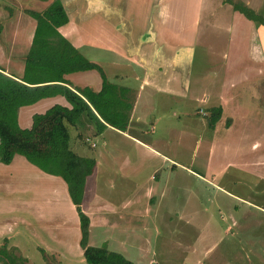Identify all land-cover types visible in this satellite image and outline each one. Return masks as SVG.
<instances>
[{
  "label": "crops",
  "instance_id": "crops-1",
  "mask_svg": "<svg viewBox=\"0 0 264 264\" xmlns=\"http://www.w3.org/2000/svg\"><path fill=\"white\" fill-rule=\"evenodd\" d=\"M50 1L0 0V68L4 73L20 77L23 72V61L30 53L35 19L25 13L24 9L39 12L45 9ZM237 1L247 4L255 13L264 17V0ZM60 2L66 14V21L56 27L57 32L75 50L80 62H90L97 66L63 72L62 77L67 80V86L73 90L86 87L94 91L99 90L102 73L107 81L126 88L125 98L132 103L127 124L123 129L106 124L97 132L90 123H87V127L78 136L82 127L67 124L71 132L69 146L76 147L71 150L78 155L94 159L91 172L85 176L80 208L87 214L89 226L91 223L101 226L119 225L118 222L138 224L132 217L148 212V209L145 212L140 211L139 204L151 198L152 184L141 190L138 186L134 187L131 194H125L124 199L120 198L117 201L99 194L95 181L98 157H102L106 162L109 161L107 157L109 154L114 157L112 154L114 143L110 142V138L115 134L120 139L130 141L131 147V150H127L126 147L118 150L119 164L116 168L121 174L130 172L133 177L143 168L150 170L148 167L151 166L148 175L154 180L153 178H157L155 176L159 168L166 161L171 163V168L176 165L186 167L159 149L162 145L165 149L176 148L175 143L186 133H181L174 125H168L169 122L157 128L156 121L164 113L156 114L154 110L160 108L168 110L170 104H161L165 100L188 98L193 69H196L195 74L204 70L208 53H221L222 58L228 60L226 46L230 40L235 47L238 45L245 47L244 54L247 55L248 61L250 58L257 62L262 60L264 63V23L247 18L237 9L234 10L230 4L222 5L217 0H60ZM217 7H220V10H217ZM219 11L229 14L222 17L224 19L222 25L218 23L219 18L216 17ZM219 28L225 29L230 37H227L225 47L217 50ZM238 38L242 40L238 43L232 41ZM82 46L88 47L87 53L82 54L83 57L78 53L79 50L82 51ZM209 46L214 47L210 50ZM235 47L232 54L239 53ZM241 56L237 57L238 60ZM230 64L234 65V62L231 61ZM261 73H264V69ZM243 75L240 74L237 78ZM217 85L219 86V83ZM225 86H231V82L227 84L223 79L222 87ZM211 91L210 87L199 89L195 97L202 102L209 101ZM219 94L221 112L213 125L209 126L206 118L209 108L215 105L203 107L204 111H201L203 117L199 119L200 124H206L214 133L224 136L234 130L236 132L240 126L248 123L245 118L238 121L233 118L229 114V108L225 107L227 106L225 97L221 92ZM53 103L69 106L60 94L19 106L18 124L28 126L33 112L42 113ZM225 111L228 114H225ZM171 112L177 114L174 109ZM167 113L169 112L166 111L165 114ZM204 113L207 116L204 117ZM249 123L253 124L250 120ZM171 132L176 134V142L167 144L166 136ZM214 133L208 146L209 154L216 145ZM158 141L163 143L155 145ZM98 144L100 147L95 148ZM254 147L256 145H251V148ZM208 160L206 155V165ZM228 166L231 164L226 163L221 167ZM0 167V213L11 215L1 220L4 231H1L0 227V240L5 238L8 246H18L9 241L18 224L23 238L28 240V244L25 242L23 244L35 251L39 252L38 249L44 251L58 264L66 261L71 264H91L84 260L78 246V217L64 181L57 175L43 173L19 154H13L9 163L0 162ZM256 169L253 174L259 177L264 175L263 167ZM214 175L216 179V174ZM51 222L54 223L53 227L45 224ZM20 252L21 256L26 258L27 264H45L42 259L40 261V256L30 263L29 256L21 249Z\"/></svg>",
  "mask_w": 264,
  "mask_h": 264
},
{
  "label": "rangeland",
  "instance_id": "rangeland-1",
  "mask_svg": "<svg viewBox=\"0 0 264 264\" xmlns=\"http://www.w3.org/2000/svg\"><path fill=\"white\" fill-rule=\"evenodd\" d=\"M217 1L222 5L234 2ZM242 4L249 8L247 4ZM216 9L220 10V7ZM216 15L222 25V17L229 14L219 11ZM227 37L230 35L225 29L219 28L217 50L225 47ZM241 40L232 41L238 43ZM235 46L231 40L226 46L228 60L223 59L221 53H208L204 70L195 74L196 69H193L188 98L165 100L161 104H170L168 110H154L156 114L164 113L156 121L157 128L169 122L168 125L186 133L177 142L174 132L166 136L168 141L164 140L167 144L176 142V148L159 146L160 151L186 167L176 165L171 168V163L166 161L154 180L148 175L151 166L148 167L150 170L143 168L134 178L130 172L121 174L116 168L119 164L118 150L121 147L131 150L130 141L115 134L110 138V142L114 143V157L109 154L108 162L98 157L95 177L98 193L117 201L124 199L125 194H131L134 187L138 186L141 190L152 184V199L139 204L140 211L148 209V212L132 217L138 224L118 222L119 225L101 226L91 223L89 244L118 251L137 264H264V175L253 174L254 169L264 168V73H261L264 63L250 58L248 61L245 47ZM209 47L211 50L214 46ZM234 47L239 53L232 54ZM87 49V46H82L79 55L83 57ZM239 55L242 56L238 60ZM231 61L234 65L230 64ZM240 74L244 75L237 78ZM223 79L227 84L231 82V86L223 88ZM209 87L212 88L209 101L202 102L195 97L199 89ZM218 90L227 101L225 107L229 108V114L237 121L245 118L248 123L224 136L214 133L206 124H200L199 119L203 117V107L220 105ZM172 109L177 114L172 113ZM166 111L169 113L165 114ZM225 114L228 112L225 111ZM205 116L207 114L204 113ZM213 133L216 145L209 154L208 146ZM160 143L163 142L158 141L155 145ZM251 145L256 147L251 148ZM75 148L71 146L70 149ZM206 155L209 158L207 165ZM226 163L231 166L222 168ZM211 172L216 174V179ZM10 216L0 213L1 231H4L2 218ZM45 224L54 225L52 222ZM16 229L9 239L20 247L13 246L15 253L21 255V249L29 256L30 263L40 256V261L42 259L45 264H58L44 251L38 249V252L24 245L23 242L28 244V240L23 238L18 224ZM6 243L5 247H8ZM0 264L4 263L0 261ZM62 264L71 263L66 261Z\"/></svg>",
  "mask_w": 264,
  "mask_h": 264
},
{
  "label": "trees",
  "instance_id": "trees-1",
  "mask_svg": "<svg viewBox=\"0 0 264 264\" xmlns=\"http://www.w3.org/2000/svg\"><path fill=\"white\" fill-rule=\"evenodd\" d=\"M234 10L247 18L264 23V17L240 2H231ZM35 19L30 53L23 61L20 77L4 73L0 68V162L9 163L13 154L21 155L43 173L59 176L65 183L70 201L73 203L79 226L78 246L84 260L91 264H137L120 252L103 245L87 243L89 218L80 208L85 176L94 165V159L81 156L69 147L67 124L82 127L90 123L94 130L101 131L106 124L123 129L128 120L131 102L125 98L126 88L105 79L102 73L99 90L71 89L63 72L97 66L80 62V57L56 27L66 21L60 0H51L47 7L37 12L24 9ZM57 42V43H56ZM73 59V60H72ZM60 94L69 103L65 106L53 103L42 113L33 112L30 124L20 126L17 108L32 104L39 99ZM221 107L209 108L207 124L212 126L219 117ZM6 239L0 243V261L4 264H27L24 256L15 253L13 246L5 247Z\"/></svg>",
  "mask_w": 264,
  "mask_h": 264
},
{
  "label": "built area",
  "instance_id": "built-area-1",
  "mask_svg": "<svg viewBox=\"0 0 264 264\" xmlns=\"http://www.w3.org/2000/svg\"><path fill=\"white\" fill-rule=\"evenodd\" d=\"M204 178V177H203Z\"/></svg>",
  "mask_w": 264,
  "mask_h": 264
}]
</instances>
